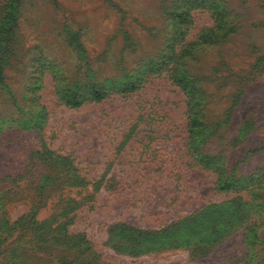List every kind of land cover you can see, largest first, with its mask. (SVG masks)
Returning a JSON list of instances; mask_svg holds the SVG:
<instances>
[{
	"label": "rangeland",
	"instance_id": "rangeland-1",
	"mask_svg": "<svg viewBox=\"0 0 264 264\" xmlns=\"http://www.w3.org/2000/svg\"><path fill=\"white\" fill-rule=\"evenodd\" d=\"M196 1L0 0V264H264V0Z\"/></svg>",
	"mask_w": 264,
	"mask_h": 264
},
{
	"label": "trees",
	"instance_id": "trees-1",
	"mask_svg": "<svg viewBox=\"0 0 264 264\" xmlns=\"http://www.w3.org/2000/svg\"><path fill=\"white\" fill-rule=\"evenodd\" d=\"M210 2L211 10L214 15L215 22L217 24V28L223 29L225 28V15H226V8L224 3L221 2H212L210 0H207ZM202 2H205V0H199L198 2H194V5H200ZM203 4V3H202ZM7 14H5L2 18H0V39L2 35L4 34L3 27H7L9 22H11V19L9 17H6ZM173 16L175 19H177L180 23H186L188 24L190 22V13L189 8H180L179 11L174 12ZM6 24V25H5ZM176 30V29H175ZM216 34V30L209 29L207 31L202 32V34L199 36L200 40H204L206 38H211V36ZM184 35V32H180V30L175 31L174 40H177L179 37H181L178 42L182 39ZM174 82L182 88L184 91L187 92L188 96L193 97L194 92H196L195 84L193 79L190 78V76L182 73L177 74L175 73L173 76ZM137 80H134L132 77H128L123 79L122 81L118 82L114 89L118 90L119 92H129L136 88ZM81 85H75L72 87H68L65 89H61L59 91L60 97L63 100V102L66 105H69L71 107H77L81 105L85 100H96L99 101L103 99L107 93L108 89L96 84L95 82H89L86 83L85 86L81 87ZM188 125L190 129L197 128L200 125V121L195 116H190ZM227 182L223 181L222 184H225ZM221 186V182H220Z\"/></svg>",
	"mask_w": 264,
	"mask_h": 264
}]
</instances>
